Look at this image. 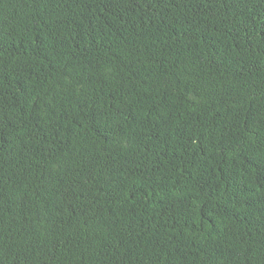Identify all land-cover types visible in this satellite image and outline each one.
Wrapping results in <instances>:
<instances>
[{
	"label": "trees",
	"instance_id": "16d2710c",
	"mask_svg": "<svg viewBox=\"0 0 264 264\" xmlns=\"http://www.w3.org/2000/svg\"><path fill=\"white\" fill-rule=\"evenodd\" d=\"M0 264H264V0H0Z\"/></svg>",
	"mask_w": 264,
	"mask_h": 264
}]
</instances>
